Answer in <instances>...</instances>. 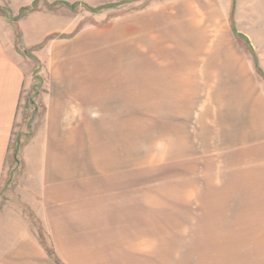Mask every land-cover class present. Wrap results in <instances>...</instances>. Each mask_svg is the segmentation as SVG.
I'll list each match as a JSON object with an SVG mask.
<instances>
[{
  "label": "rangeland",
  "instance_id": "obj_1",
  "mask_svg": "<svg viewBox=\"0 0 264 264\" xmlns=\"http://www.w3.org/2000/svg\"><path fill=\"white\" fill-rule=\"evenodd\" d=\"M0 23L31 77L0 264H264V0H0ZM56 141L77 175L45 183Z\"/></svg>",
  "mask_w": 264,
  "mask_h": 264
},
{
  "label": "crops",
  "instance_id": "obj_2",
  "mask_svg": "<svg viewBox=\"0 0 264 264\" xmlns=\"http://www.w3.org/2000/svg\"><path fill=\"white\" fill-rule=\"evenodd\" d=\"M16 49V42H9L7 33L5 32V26H3L0 23V189L3 187L6 174L8 173V170L11 165V158L12 156V149H11V138L12 133L15 127L16 122L20 118V104L22 100V90L27 85L28 82L31 81V77H27L25 67L23 66V59L18 55ZM181 60L177 61L178 63L184 62L188 64V57H182L179 58ZM184 77V78H182ZM181 78L184 80V88L183 90L176 91V94H181L182 92L187 94V87L188 85V76H182ZM182 89V88H179ZM107 98V97H105ZM107 100L111 102L110 98H107ZM140 102L142 103V109L145 108V102L146 98L142 96L140 98ZM111 105V104H109ZM100 108H102L100 106ZM105 111L104 118H98L97 120H92L89 125L95 126V127H103V126H110L114 123L113 117H111L113 114L112 112L108 113L109 118L107 116L108 108H102ZM57 143H61V148L57 146V152L59 154V151L61 153L60 162L57 157V159H53L51 162L48 160V162L45 160L43 162V167L40 168V177L41 181L43 180L45 183H49L50 179L54 182V175L56 176V181L59 179H64L67 177H72L77 175L76 171L70 170L67 168L66 162H64V159H66L67 154L70 152L69 148H66L64 144H62L63 141ZM29 150V149H28ZM26 150V153L27 151ZM39 153L38 149L36 150V153ZM126 152V151H124ZM31 153H34L32 151ZM37 153V154H38ZM122 153V151L120 152ZM29 154V152H28ZM116 156L120 154H115ZM119 159H121V156H118ZM51 160V159H50ZM113 160V159H111ZM28 163V162H27ZM50 163V164H49ZM69 174L66 175L68 172ZM30 176L32 174V171L26 166V174ZM85 174L84 171L80 172L79 175ZM51 177V178H50ZM59 178V179H58ZM30 192L32 191V179L30 177ZM49 188L46 186L42 190V195L45 199L49 198ZM63 190V189H62ZM61 190V192H62ZM57 190H51V192H55ZM34 192V191H33ZM25 196L27 197V191L24 192ZM63 194V193H62ZM61 196H64L62 195ZM260 197V196H259ZM243 219H241V222ZM158 233V232H157ZM157 233H153L151 237L148 238H154L156 237ZM137 235V234H136ZM139 237L136 236V239H145L147 238L144 233H139ZM155 235V236H154ZM161 235V234H157ZM164 235V234H163ZM171 236V235H170ZM168 236V238H171ZM131 238V237H127ZM157 238V237H156ZM220 240L222 243H225L224 239L220 237ZM225 246V244H224ZM200 252L199 254L204 253V248H199ZM212 249H215L212 247ZM210 253H218L214 250H209ZM197 252H195L196 254ZM204 256V255H203ZM211 261H213L214 264H233V258H228L227 256H224V259H219V257H213L210 258ZM235 259V258H234ZM113 260V259H112ZM116 260V259H115ZM123 260V258L121 259ZM120 260V261H121ZM152 262H155V259H151ZM114 261V260H113ZM119 261V262H120ZM201 261H203V264H209L208 260L198 257L195 258V261L191 259V264H199ZM194 262V263H193Z\"/></svg>",
  "mask_w": 264,
  "mask_h": 264
}]
</instances>
